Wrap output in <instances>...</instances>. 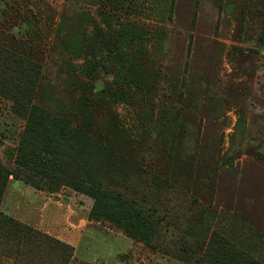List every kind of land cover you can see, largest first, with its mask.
Wrapping results in <instances>:
<instances>
[{
	"label": "rangeland",
	"instance_id": "1",
	"mask_svg": "<svg viewBox=\"0 0 264 264\" xmlns=\"http://www.w3.org/2000/svg\"><path fill=\"white\" fill-rule=\"evenodd\" d=\"M263 34L264 0H0L2 44L41 64L34 101L67 120L90 104L115 155L103 186L156 235L90 220L92 195L18 168L27 120L2 94L0 216L72 245L70 264H264Z\"/></svg>",
	"mask_w": 264,
	"mask_h": 264
},
{
	"label": "trees",
	"instance_id": "2",
	"mask_svg": "<svg viewBox=\"0 0 264 264\" xmlns=\"http://www.w3.org/2000/svg\"><path fill=\"white\" fill-rule=\"evenodd\" d=\"M1 41L3 42L2 38L0 94L11 98L14 109L27 120L18 149L17 167L48 179L52 191L62 185H71L77 191H86L92 195L95 203L89 213L90 220L109 219L128 235L139 240L148 241L154 237L156 228L137 209L135 201L103 186L105 169L100 168L99 162L107 159L113 164L115 155L87 131L88 122H85L84 116L90 104L82 101L81 113L67 120L36 103L34 95L41 64ZM262 41L264 42V34ZM109 43L111 49H118L114 40ZM263 47L262 43L260 48ZM111 49H106L105 52H110ZM88 74L91 77L93 75L91 70ZM171 136L172 139L175 138V132H171ZM68 143L72 153L65 151L64 158L59 147ZM172 146L169 150V164ZM20 176V172H15V177ZM6 179L0 169V202ZM35 185L42 187L40 182H35ZM74 253L72 245L19 220L0 216V255L12 256L15 264H70Z\"/></svg>",
	"mask_w": 264,
	"mask_h": 264
},
{
	"label": "crops",
	"instance_id": "3",
	"mask_svg": "<svg viewBox=\"0 0 264 264\" xmlns=\"http://www.w3.org/2000/svg\"><path fill=\"white\" fill-rule=\"evenodd\" d=\"M58 236H60L61 237V239H64V240H66V241H68V242H71V243H74L75 244V246H76V244H79L78 243V241H80V239L81 238H79V236H75L74 234H71V233H68V232H60L59 234H58ZM77 239V240H76Z\"/></svg>",
	"mask_w": 264,
	"mask_h": 264
}]
</instances>
